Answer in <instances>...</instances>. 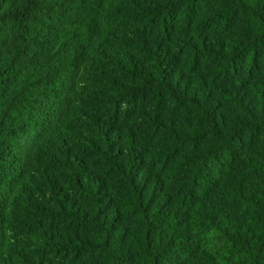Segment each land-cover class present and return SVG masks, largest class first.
<instances>
[{
    "label": "trees",
    "instance_id": "obj_1",
    "mask_svg": "<svg viewBox=\"0 0 264 264\" xmlns=\"http://www.w3.org/2000/svg\"><path fill=\"white\" fill-rule=\"evenodd\" d=\"M0 264H264V0H0Z\"/></svg>",
    "mask_w": 264,
    "mask_h": 264
}]
</instances>
